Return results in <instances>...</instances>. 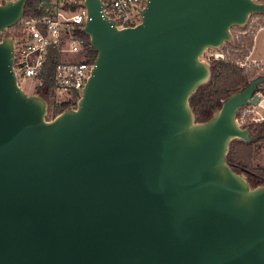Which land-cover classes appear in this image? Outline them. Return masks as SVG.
Returning a JSON list of instances; mask_svg holds the SVG:
<instances>
[{"label":"water","instance_id":"95a60500","mask_svg":"<svg viewBox=\"0 0 264 264\" xmlns=\"http://www.w3.org/2000/svg\"><path fill=\"white\" fill-rule=\"evenodd\" d=\"M26 0L0 4V32ZM96 51L75 108L45 118L0 41V264H264V184L226 161L259 74L195 121L189 97L210 77L206 49L263 13L254 0H146L116 28L85 0Z\"/></svg>","mask_w":264,"mask_h":264},{"label":"built area","instance_id":"2783aa9c","mask_svg":"<svg viewBox=\"0 0 264 264\" xmlns=\"http://www.w3.org/2000/svg\"><path fill=\"white\" fill-rule=\"evenodd\" d=\"M6 1L0 0V4ZM84 1L40 0L38 8L41 13L27 15L23 11L14 25L0 32V41L7 36L13 40V70L17 80H33L36 90L42 85L45 73L50 68V96L56 104L74 102L72 108L76 107L94 65V60L89 59L88 49L91 45L86 44L81 34L87 18ZM100 1L103 15L118 29L138 24L141 21L140 11L146 3V0ZM6 30H10V33L5 34ZM223 45L217 49H206L200 58L207 63L225 59L227 51L223 50ZM207 50L211 52L207 53ZM250 62L257 63V60L250 59L248 54L239 64ZM256 93V105L249 104L239 109L242 114L237 122L240 125L250 114L254 121L264 120V91L257 90Z\"/></svg>","mask_w":264,"mask_h":264},{"label":"trees","instance_id":"16d2710c","mask_svg":"<svg viewBox=\"0 0 264 264\" xmlns=\"http://www.w3.org/2000/svg\"><path fill=\"white\" fill-rule=\"evenodd\" d=\"M264 3V0H261ZM40 0H26L24 14L37 15L41 13L38 8ZM255 17H257L255 19ZM259 20L264 21V12L250 15L248 21L244 26H238L239 34L235 37L232 36V41H227L223 45V50L227 51V56L222 60H212L210 64V77L205 84L198 86L189 97V104L194 114L195 121H205L220 108L224 98L229 94L239 90L247 85L250 80L258 76V70L264 69L263 65L256 64L258 69H247L251 63L240 65L239 62L233 58L228 57L229 54L238 56L243 55V58L249 54L253 42V34H246L250 31L253 22ZM237 26V25H235ZM234 27V26H232ZM231 27V29H232ZM243 27V28H242ZM230 29V31H231ZM82 36L86 44H90L89 36L83 31ZM248 48V49H247ZM89 59L92 61L96 57V51L89 47ZM248 51V53H247ZM51 69H47L44 81L41 86L37 87L35 93L40 95L45 101L49 99V91L51 88ZM258 90L264 91V82L258 85ZM74 102H62L55 104L54 116L64 111L65 109L72 108ZM240 126L248 127L250 135L255 137L253 141L246 142L242 139L235 138L230 142L229 151L226 155L227 163L238 173L243 174L251 187L264 184V167L253 165V160L256 156L255 146L260 141L264 140V122L251 123L246 125L242 123Z\"/></svg>","mask_w":264,"mask_h":264},{"label":"rangeland","instance_id":"374dc122","mask_svg":"<svg viewBox=\"0 0 264 264\" xmlns=\"http://www.w3.org/2000/svg\"><path fill=\"white\" fill-rule=\"evenodd\" d=\"M259 7H260V9L264 8V3L263 2H259ZM253 25L255 26V28L250 27V31L248 33H246V34H250V33L253 34V31L255 30V33L252 36V42H254V36L256 35L258 29L261 28V27H264V21L263 20H259L257 22H253L252 26ZM239 29H240V27H238V26L232 27V29L230 31V34H231L230 42L232 41V38H233L232 36L235 37L236 35L239 34ZM9 33H10V30H6L5 31V34H9ZM262 35H264V31H262L261 36ZM259 38H260V35H259ZM260 49H263V47L260 48ZM209 52H211V50H207V53H209ZM247 53H248V51H247ZM242 54H239L238 56H236L234 54H229L228 57L233 58L236 61H244L247 55L243 58ZM262 56H263V51L260 52V54H258V52H256L255 53V57L258 58V59L261 57V59L257 60V63L250 62L251 64L248 65L247 69H254V70L258 69L256 64L264 66V56L263 57ZM257 72L260 75L264 74V69H260ZM18 80H19L18 83H19L20 87L24 90V92L27 95L35 94V90L33 88V85H34L33 80H31V79H22V78H19ZM46 102H47V111H46L45 118L47 120H51L53 117L56 116V115L54 116V111H53V109L55 108L54 105L56 103L54 102V99L50 95H49L48 101H46ZM241 114H242L241 110H238V112L236 114L237 121L240 118ZM261 122H264V120H262V121H254L252 119L251 114H250V115L246 116L245 121L243 123L246 124V125H249L251 123H261ZM229 147H230V145H229ZM228 151H229V149H228ZM255 151H256V156H255V158L253 160V165H255V166H263L264 167V140H262V141H260L259 143L256 144Z\"/></svg>","mask_w":264,"mask_h":264},{"label":"crops","instance_id":"0c3cea01","mask_svg":"<svg viewBox=\"0 0 264 264\" xmlns=\"http://www.w3.org/2000/svg\"><path fill=\"white\" fill-rule=\"evenodd\" d=\"M262 31H264V27L259 28L256 35L254 36L253 46L249 52V58L250 59H254V60L261 59V57L259 59L255 57L256 52H258V54H260V52L263 51V56H264V35L261 36ZM259 35H260V38H259ZM262 47H263V49H260Z\"/></svg>","mask_w":264,"mask_h":264}]
</instances>
